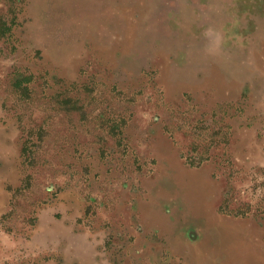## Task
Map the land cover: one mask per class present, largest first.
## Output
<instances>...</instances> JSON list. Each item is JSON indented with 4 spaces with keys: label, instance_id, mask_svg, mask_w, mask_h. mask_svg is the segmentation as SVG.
<instances>
[{
    "label": "rangeland",
    "instance_id": "374dc122",
    "mask_svg": "<svg viewBox=\"0 0 264 264\" xmlns=\"http://www.w3.org/2000/svg\"><path fill=\"white\" fill-rule=\"evenodd\" d=\"M0 264H264V0H0Z\"/></svg>",
    "mask_w": 264,
    "mask_h": 264
}]
</instances>
